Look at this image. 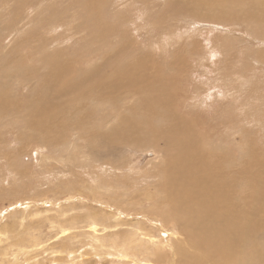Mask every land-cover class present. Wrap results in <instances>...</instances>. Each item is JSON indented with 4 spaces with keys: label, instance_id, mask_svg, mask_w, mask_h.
I'll list each match as a JSON object with an SVG mask.
<instances>
[{
    "label": "rangeland",
    "instance_id": "1",
    "mask_svg": "<svg viewBox=\"0 0 264 264\" xmlns=\"http://www.w3.org/2000/svg\"><path fill=\"white\" fill-rule=\"evenodd\" d=\"M41 1L38 18L33 20L37 0H0V264H144L149 260L171 264V255L156 253L169 251L179 259L178 244L186 254H196L199 249L190 247L185 232L164 216L167 206L160 205L164 201L157 191L164 181L161 166L179 152L172 143L167 147L173 139L164 136L175 123L184 126L181 144L197 142L199 151L231 156L234 167L247 159L256 185L252 188L263 196L251 227L258 246L252 250L228 246L222 260L214 256L207 261L198 252L200 264H232L231 252L236 250L240 264H264V0ZM50 4L52 10L47 9ZM66 10H74L77 20L69 26L79 33L70 37L67 25L44 29L45 18ZM85 23L98 39L90 40ZM52 45L58 50L50 54L58 58L45 65L41 51ZM118 50L125 57L134 54L148 61L144 73L155 78L153 93L164 98L159 106L170 116L162 123L158 145L149 136L141 147L119 146L118 140L108 137L109 141L107 133L116 120L109 121L112 118L100 110L102 106L87 99L94 83L91 76L80 78L79 73L102 64L98 55ZM66 70L69 83L63 82ZM41 82L49 90L61 88L53 105L65 113L56 117L53 108L44 110L48 122L38 130L42 120L29 101L37 99L32 97ZM1 103L6 104L5 110ZM132 108L137 119L146 118L139 101L125 103L123 111L130 116ZM99 112L109 121L103 127H96L92 118ZM154 118L149 117L150 123L160 121ZM73 121L88 123L94 141L90 143L82 130L74 128ZM99 160H104L102 166ZM244 184L240 180L238 186ZM119 253L125 255L123 260Z\"/></svg>",
    "mask_w": 264,
    "mask_h": 264
},
{
    "label": "bare ground",
    "instance_id": "2",
    "mask_svg": "<svg viewBox=\"0 0 264 264\" xmlns=\"http://www.w3.org/2000/svg\"><path fill=\"white\" fill-rule=\"evenodd\" d=\"M4 2H6V1H4ZM42 4H43V2L41 0H37L35 8L32 9V19L33 20H36V16L38 18L39 14L37 15V11L40 9L39 7L42 6ZM52 8H53L52 4L48 5V7H47V9H50V10H52ZM41 9H44V8L41 7ZM84 12H85V10H84ZM28 14L30 15L31 12L29 13V11H28L27 15ZM74 14H75L74 10H66L63 14L54 13L53 15L48 17L47 19L45 18L44 29L46 30L47 27H54L53 29H55L56 26L67 25L68 28H66V29L72 32V35L70 36V37H72V36H74V34L79 33V31L76 30V28L69 26V24H72L74 26V23L77 20V19L74 20ZM79 16L80 15H77V17H79ZM22 18L24 19L26 17L23 15ZM24 24H27V23H24ZM84 25H85L88 33L91 35L90 40H94L95 38L96 39L99 38V37H93L94 33H92V31H91L93 28L92 26H88L86 23ZM82 32H84V31H82ZM68 38L69 37H66V39H68ZM23 41H26V40H23ZM58 43H60V42H58ZM67 43L68 42H66V44ZM21 45H23V44L20 43V46ZM37 46H39V45L37 44ZM62 49L64 52H66V50L64 48H62ZM57 50H58V47L52 45L51 48H47V49L41 51V55L44 57L43 61H44L45 65H46V63L54 62L58 58V55L50 54L51 52L55 53ZM97 50H95V53H94L95 55L99 53ZM103 52H104V49H103ZM39 57L38 58L36 57V60L37 59L40 60ZM98 57H101V59L103 60L102 64L93 66V69H91L89 71V73L88 72L79 73V76H80V78L81 77L84 78L87 75L91 76L94 85H93L92 91L90 93L88 92L89 94L87 93L86 90H84V92L86 91V93L88 94L87 99L92 104H94L96 106H102L100 108V110L104 111L105 113H108L109 116H107V117L112 118L109 121L115 122V120H116L115 124L112 125L111 127H109L110 131L107 133V139H108V137H110L111 139L114 138V139L118 140L119 146H123L125 144H132L135 147H141L145 142L144 138L146 136H149V137H153L155 145H158L159 140L161 138V134L163 133L162 123H166V121L169 119L170 115H169L167 109H162L159 106V104L164 100V98L161 97V95L158 96V95H155L153 93L155 91V87L153 85L154 84L153 80H155V78L151 77V76H150L151 77L150 78L149 76L145 75L146 72L144 73V70L146 68H144V70H143V67L145 66V64L148 61L142 62V61H140V59L143 56L137 57L134 54L132 55L131 58H130V56L125 57V56H123V52H120V50H118L114 53H107L106 55L101 54V55H98ZM13 59H14V57H13ZM33 65H35V64H33ZM34 69L37 71V67H34ZM68 70H66V72H65L66 77L63 79L64 83H69V80H68L67 75H66V74H68L67 72H69ZM6 72H7V70H6ZM51 74H52V71L49 73V75H51ZM109 74H112V75L108 76ZM62 78L63 77H61V76L58 77L57 83L55 85H58V82ZM92 80H90V81H92ZM4 82H5V80H4ZM13 86H14V84H13ZM62 86L63 85H61V87ZM151 88H152V90H151ZM144 92H146L147 95L142 96L141 94ZM60 93H61V88L49 90L47 84H44L41 82L40 90L38 92H36L32 97V98L37 97V99L29 101V103L32 106L36 107V111L39 114L40 120H42L41 122H39V125L37 126L38 130L40 127L41 128L44 127L43 123L48 122V117L46 116L47 114H45L44 110L50 111L53 108L52 111H53V113H55L56 117L62 116L65 113V111L62 107H59V106L54 107V105H53V102H55L56 100L58 101V98H60L59 97ZM85 96L86 95H84V97ZM8 98H11V97H8ZM61 98H62V96H61ZM76 99H78V98H76ZM6 100H7V102L9 101L7 99V97H6ZM135 101H137V102L139 101L140 106L142 108L146 109V113H144L146 115V118L143 121H141L135 117V113H137L136 109L132 108L130 116L125 114L123 111V108L125 107V103H127V102L133 103ZM202 101H201V103H202ZM3 103H1V104H3ZM74 103H75V101H74ZM11 104H12V100H11ZM58 104H60V103H58ZM3 105H5V108H4V110H5L6 104H3ZM20 106H21V104H20ZM20 106H19V109L22 107V106L21 107ZM9 107L13 108L11 106H9ZM168 108H171V106L169 105ZM91 113H92V111H91ZM86 114H88V113H86ZM110 114H112V115H110ZM2 115H0V116L2 117ZM32 116H33V113H32ZM91 116H92V114H91ZM172 116H174V115H172ZM107 117H103L100 112H99L97 117L92 116L93 121H94V125L96 127H103V126L107 125V123H109V121L107 120ZM149 117H150V119H151V117H153V118L157 117L160 119V121L158 123H150ZM177 117L181 118V116H179V115ZM15 118H16V116H15ZM31 119H33V117ZM36 119H38V117ZM40 120H38V121H40ZM84 120H85V118H84ZM183 120H184V118H183ZM82 121H83V119H82ZM112 122H111V124H112ZM67 123H68L67 121L62 122V126H65ZM35 124L37 125V123H35ZM70 124L73 125L74 128H78V129L82 130L84 132L85 138L91 143L93 129L88 123L74 122L73 121ZM183 127L184 126H182L180 123H175L172 125L171 129L169 127L170 130L164 135L168 138L173 139V140L167 142V147L169 146L170 143H172L171 145L177 146L178 150H179V152L176 156L171 155V157L173 156L174 158L169 159V163L167 166H165L167 164L166 163L165 165H162L160 168L162 171L163 177H164V181L159 186L157 191L160 193V197L162 195V199L164 201V202L160 203V205H163V203H164L167 206L165 209V212H164V216H168L176 222V226H178V228L181 231L185 232V234L187 236V242L189 243L190 247H192L193 249L194 248L199 249L198 252L203 253V255H201V256H205L207 261H211L214 256H218L221 260L226 259L225 249L228 246L232 247L233 249H240L243 246H247V247H249V250H252L255 246H258V245H256V243H258V242H256V243L254 242V240H256V238L253 239V236L256 235L255 234L256 232H253V230H251L252 223L254 222V218H255L254 212H255V209L258 208L261 204L263 205V196L262 197L259 196L261 192H259V195L258 194L256 195L255 192H257V191H255V190L257 187L255 188V190H253V188H252V186H254V185L252 184V181H253L252 176L253 175H252V168H251L250 164L248 163V161H246L247 159L246 160L244 159L242 161V165H240L239 167H234L231 164V162H232L231 156H228L226 158H222L218 154H216L215 152L209 153V152H206L204 150L199 151L195 147V146H197L196 145L197 142L194 143L195 145L194 144L190 145L188 142L187 143L184 142L183 144H181L182 142L180 140H183V138L181 139L180 135H184ZM143 128L146 129L145 133L143 132ZM12 129H13V127H12ZM60 129L63 130V128H60ZM232 129H234V128H232ZM35 130H36V128H35ZM190 131H192L191 127H190ZM17 133H19V132H17ZM190 134H191V132H190ZM193 134H194V132H193ZM232 134H233V132H232ZM184 136H186V135H184ZM43 137H44V135H43ZM193 137H194V135H193ZM47 139L50 140V138H47ZM96 140H95V142H96ZM188 140H186V141H188ZM89 142H84V143L88 144ZM45 143H47V142H44V144ZM58 146H60V145H58ZM62 147H60V148H62ZM90 147H91V145H90ZM67 149H68V147H67ZM104 149H106V148H104ZM49 150H51V149H49ZM163 150H165V149H163ZM53 151H54V149H53ZM53 151H50V152H53ZM58 153L61 154L60 151ZM79 153H81V152L79 151ZM72 154H73V152H72ZM77 155L78 154H75V156H77ZM165 155L167 156L168 154H166V152H165ZM167 158H169V156ZM76 160H78V159H76ZM91 160H93V159H91ZM94 160H96V159H94ZM82 161H84V160H82ZM102 161H104V160H102ZM102 161L99 160V163ZM77 162L78 161H76V163ZM77 164H79V163H77ZM101 164L102 163H100V165ZM62 165H63V163H62ZM168 169L170 170V173L168 172ZM253 172H256V170L254 169ZM255 177H257L256 174H255ZM240 180L245 181V184L242 185V188H240L238 186V183ZM98 181H100V180H98ZM254 182L256 183V181H254ZM96 184L98 185V183H96ZM257 190H259V189H257ZM131 204H133V203H131ZM141 225H143V224H141ZM105 227H107V226H105ZM64 229L61 230V232L65 231ZM93 229L96 230V227L93 226ZM263 232H264V230H263ZM124 234H127V233H124ZM105 236H107V234ZM170 241L171 240L169 239L168 242H170ZM174 244H176V243H174ZM177 244H178V241H177ZM179 245L180 244H178V246ZM178 246H176V247H177V253L180 257L179 258L180 261L184 260V261H186V264H200L201 263V260H200L201 257L199 258V256H198V255H200V253L197 254L198 253L197 252L194 255L186 254L184 252L185 249L183 250ZM181 246H183L182 242H181ZM164 247H166V246H164ZM164 247H163V249H164ZM93 248L95 249V246ZM111 248H115V247L113 246ZM259 248H260V246H259ZM256 249H258V247ZM256 249L253 251L256 252ZM154 250H155V248H154ZM165 250H167V249H165ZM249 250H247V251H249ZM259 251H261V250L259 249ZM259 251H257V252L259 253ZM164 252L163 253L161 252L162 254H160V253L159 254L156 253V254H157V256L158 255H161V256L162 255H171V257H172L171 258V264H174V262H175L174 260H177V261L179 260V259H177L178 257L175 259V257H176L175 254L170 253L169 251H166L165 253ZM188 252H190V251H188ZM129 253L130 252H124V254L126 256H128V257L131 256V258H132L133 255H131ZM119 254H120L119 259L123 260L125 255L122 253H119ZM261 255H262V257H264L263 254H261ZM100 256H102V254ZM116 257H118V256H116ZM128 257H127V260H129ZM143 257H144V255H143ZM151 257H152V255H151ZM151 257H150V259H151ZM153 259H156V258H153ZM231 259H232V264H240V259H239L237 250L235 252H233V251L231 252ZM255 259H256V256H255ZM252 260L253 259L250 258L249 261L251 262ZM149 261L144 263V264H151L152 260H149ZM120 263L121 262H119V264ZM156 263H157V260H156ZM219 263H221V262H219ZM228 263H230L229 259H228ZM175 264H177V263L175 262Z\"/></svg>",
    "mask_w": 264,
    "mask_h": 264
}]
</instances>
